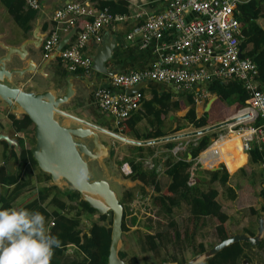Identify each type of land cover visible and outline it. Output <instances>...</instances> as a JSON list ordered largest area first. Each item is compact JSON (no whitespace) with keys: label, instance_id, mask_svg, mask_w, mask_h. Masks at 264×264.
<instances>
[{"label":"water","instance_id":"obj_1","mask_svg":"<svg viewBox=\"0 0 264 264\" xmlns=\"http://www.w3.org/2000/svg\"><path fill=\"white\" fill-rule=\"evenodd\" d=\"M71 2L77 0H39L25 38L18 43L6 42L12 40L13 35L9 23H3V31L0 33V105L3 104L5 111L15 118L27 116L31 121L34 139L30 148L31 155L38 169L50 176L52 186L61 191H76L79 201H85L98 216H105L103 220L91 221L86 232L89 233L96 224L110 229L107 264H130L119 255L123 251L122 235L127 231L122 230L123 207L118 193L120 196L124 190L134 187L148 190V187L139 179L126 175L123 168L112 160L113 145L108 141L103 142L101 135L115 142L144 146L197 137L232 126L248 115L237 114L199 129L146 140L127 138L99 124L97 121L104 113L99 112L94 100L97 90L132 94L140 91L148 82H140L125 90L111 85L110 77L117 72L108 65L114 47L109 35L103 36L102 41L95 45V52L89 55L92 64L88 74L70 72L63 68L58 61V52L74 36L78 22L59 39L51 53L43 56L41 45L52 30L54 12ZM213 5L216 6V2ZM32 84L38 86V90H34ZM175 92L182 91L175 89ZM215 99L216 96H213L206 102L204 113ZM75 105H78V109L75 112L69 111V107ZM189 108L185 107L179 114L184 116ZM0 141L6 143L8 150L15 152L19 164L21 150L18 142L3 133H0ZM111 184L116 186L117 191L112 189ZM256 222L254 234H232L181 264H203L235 242L260 245L264 240V210L258 212ZM242 263L249 264L246 260ZM159 264L179 263L168 261Z\"/></svg>","mask_w":264,"mask_h":264},{"label":"trees","instance_id":"obj_2","mask_svg":"<svg viewBox=\"0 0 264 264\" xmlns=\"http://www.w3.org/2000/svg\"><path fill=\"white\" fill-rule=\"evenodd\" d=\"M1 6L12 16L14 22L24 27V30L29 28V22L33 18L36 10L30 9L26 6L25 0H2ZM98 10L107 9L111 15L126 14L128 13L126 1H111L99 0L97 2ZM235 17L240 27V47L242 50V56L250 58L257 67V85L260 90L264 92V29H262L257 20L264 19V0H247L245 2H237L234 9ZM250 43L251 49L245 51L246 45ZM79 72V71H78ZM205 89L216 96V99L211 104L209 110L203 113L199 118L196 117L194 111V97L192 93L185 91L179 95V99L172 101L171 94L158 97L155 92H152L151 98L146 101L147 112L153 117L157 118L159 122L165 117L170 107L183 110L185 106L189 105L190 108L183 117L189 124L195 129L205 127L227 118L235 116L241 109L246 107L248 101V93L244 89L242 83L237 80H230L228 82H222L220 80L210 81ZM159 105L158 111L154 110V105ZM134 112V111H133ZM130 114V116L122 120L118 126L119 128L114 130L120 131L122 134L132 133L137 139H151L163 136L161 131L148 132L143 135H138L134 129L136 122L140 116L136 113ZM162 116V117H161ZM257 121L245 123V125H257ZM12 126L16 132L27 129L32 126L31 121L27 116L21 121H12ZM181 128L177 127L172 131H178ZM216 132H210L201 135L196 144L189 145L191 154V160L186 161L179 159L172 162L167 159V174L170 177L169 185L161 191L158 183V171L157 164L154 163L151 169H144L142 160L144 157L143 147L131 146V157L127 156L118 165L127 163L130 167V173L128 176L132 179H139L145 186L151 187L153 192L151 205L154 207L156 220L153 221L152 217H148L147 222L144 224L146 232L143 235L144 244L149 252L155 258H160L158 263L175 261L179 264L183 263L186 259L180 256L178 257L174 253L180 252L182 256L184 250L191 249V253L196 255L206 248L202 243L197 245L193 244L196 235L202 230L208 222L214 227V235L218 242L228 238L230 233L228 232L225 222L228 219L227 214L223 211L221 204L218 202V191L215 188H208L205 191L199 189V183L204 182L201 178L196 177L195 185L189 186L188 180L190 177V169L193 165V159L198 153L205 148L212 137H215ZM177 141H168L163 144V147L168 151L172 150ZM221 151L227 148L226 153H222L218 158L219 161H224L226 164L230 163L233 156L241 154V147L239 142L233 140V136L227 138L225 143H219ZM30 147L26 146L21 150V161L18 164V170L15 174H7L5 168L0 165V187L4 189V186L14 185L13 192H17L27 183H18V174L26 165H36L30 151ZM170 154V153H169ZM15 161L16 156L13 155ZM165 162V163H166ZM264 162V143H251V148L248 151V163L243 165L239 169V173L242 175H249L251 172V166ZM242 163V162H241ZM239 161L233 163L234 170L241 165ZM233 170V171H234ZM231 171V172H233ZM208 173L211 176V182L219 181L225 185L228 181V173L224 168H219L214 171H207L196 168L195 174L203 175ZM38 181H50V176L46 173H40L37 176ZM57 188L52 185L42 187L37 196L29 202L14 207L11 200H7L5 197L6 190L0 191V207L2 208H26L32 211H39L45 216V223L47 225L48 219H53V225L50 227L49 232L59 238L61 246L54 249L53 256L50 260V264H107V257L109 253L110 244V229H106L100 224H96L91 228V231L87 233L84 231L80 221L79 214L82 211H86L90 214H96V211L89 207L85 201H79L77 199V205L79 210L74 217L68 218L60 214V211L66 210L67 205L52 196V193ZM59 191V189H57ZM142 195L145 194L144 187H139ZM71 191V190H69ZM75 194L76 191H71ZM52 196V197H50ZM130 191L124 190L122 195L118 197L119 202L123 207L122 217V230L127 231L128 227L125 223V218L130 214L128 203L130 201ZM181 197L189 205V215L185 218L182 225H178L173 217V208L178 204ZM235 198V195H232ZM260 203L258 206L252 205L248 208L251 215L257 216L258 212L264 210V185L259 192ZM51 206H55L58 209L48 212L43 204L47 201ZM261 207V208H260ZM99 220H103L105 216H98ZM166 223H164L165 221ZM132 222H136V218H132ZM164 228H167L164 230ZM252 235V233H248ZM73 245L81 254V258H74L72 261H65L66 247ZM171 247L172 253H169L168 247ZM213 246V245H212ZM210 246V247H212ZM250 246L247 242H235L220 252L214 257L207 260L203 264H243L242 261L246 260L250 263L248 253L245 252V248ZM264 240L257 247H263ZM253 247V246H252ZM161 250L165 251V256L161 257ZM65 254V255H64ZM120 258L123 260L126 257L125 251L119 253ZM130 264H137L136 258L132 257L128 260Z\"/></svg>","mask_w":264,"mask_h":264},{"label":"built area","instance_id":"obj_3","mask_svg":"<svg viewBox=\"0 0 264 264\" xmlns=\"http://www.w3.org/2000/svg\"><path fill=\"white\" fill-rule=\"evenodd\" d=\"M214 2L216 6L213 5ZM25 3L33 10L39 6V0H25ZM236 3V0H170L165 11L148 15L126 37L133 39L138 35L146 42L152 38H160L166 29L174 28L179 32V37L171 46L173 53L147 70L117 73L110 77V82L123 90L146 81L170 83L177 89L190 91L196 84L207 85L212 80L225 83L230 80L240 81L249 97L246 107L237 114H246L248 117L229 126L228 130L238 135L242 150L248 153L255 138L264 143V92L257 85L256 64L250 58L242 56L240 27L234 14ZM188 12L195 13L197 17L186 21L185 14ZM89 17L91 20L87 21L85 18ZM77 19L86 21L58 52V59L70 72L88 73L92 60L86 53V44L90 41L100 43L103 27L121 17L111 15L107 9H94L92 5L81 1L65 4L52 16V30L41 45L44 57L53 51L59 39L73 27ZM141 99L140 91L115 94L99 89L94 93L98 110L117 121L128 118ZM251 121L258 123L255 126L245 125ZM126 172L128 175L130 170ZM50 225H53V221Z\"/></svg>","mask_w":264,"mask_h":264},{"label":"crops","instance_id":"obj_4","mask_svg":"<svg viewBox=\"0 0 264 264\" xmlns=\"http://www.w3.org/2000/svg\"><path fill=\"white\" fill-rule=\"evenodd\" d=\"M81 1L84 3H88L92 5L94 9H97V2L99 0H77ZM105 1V0H101ZM111 1H119V0H111ZM126 1L127 3V9L128 13L126 14H116L114 16H119L121 17L120 20L114 21L110 25H106L102 29V39L103 36L109 35L110 36V41L114 43V47L112 49V59L108 62V65L110 64L112 67H114V70L120 74V73H128L131 71H140V70H147L151 68L152 66L157 65L166 55L173 53L172 49V44L178 39L179 37V32L175 30L174 28H168L166 29L162 36L160 38H152L149 39L148 41L144 42L141 36H135L133 39H127V34L130 33V31L136 27L139 26L148 15H155V14H160L163 11H165L169 4L170 0H123ZM237 2H245L247 0H236ZM197 15L192 12H188L185 14V20L189 21L191 19L196 18ZM87 21H90L91 18H85ZM85 19H77L75 22H78V27L82 25L86 20ZM52 21V20H51ZM257 23L259 26L264 29V19L260 18L257 20ZM53 27V26H52ZM25 38V37H24ZM97 43L90 41L86 44L85 50L87 54H92L95 52V45ZM99 44V43H98ZM251 49V44L248 43L246 45L245 51H248ZM59 63L63 68H65L60 60L58 59ZM66 69V68H65ZM67 70V69H66ZM78 72V71H77ZM82 72V71H79ZM90 72V71H89ZM88 72V73H89ZM85 73V72H83ZM86 73V74H88ZM101 79V77H100ZM207 85H202L200 83L196 84L194 88L190 91H192L193 97H194V111L196 114V117L199 118L200 116L203 115V109L206 104V102L213 96H215L213 93L207 91L205 89ZM174 85L170 83H158V82H148V84L143 87L140 92L142 93V99L137 105V108L134 110L133 114L136 113L137 115L140 116L139 120L136 122L134 129L138 135H143L148 132H155V131H161L163 136L166 135H171V134H176V133H182L186 131H191L194 130L193 126L189 124L183 117L179 114L180 111L177 108L170 107L167 114L165 117L159 122V120L155 117H153L151 114L147 112V108H150V106L146 105V101H148L151 96L152 92H155L158 97L164 96L167 94H171V100L175 101L179 99V95L185 91H182L180 93H176ZM189 92V91H188ZM189 106V105H187ZM185 106V107H187ZM4 107L0 106V119L4 120V125L1 133H5L9 135L10 137H13L14 134H21L24 133L26 130L33 129V125L28 127L27 129H24L20 132H16L11 125V123L6 120L2 114L1 111ZM159 105H154V110L158 111ZM241 111V110H240ZM99 112H102L99 110ZM104 115L100 116L98 119V123L102 125H106L108 129L114 131L119 128L118 124L121 121H117L112 117L111 115L103 112ZM162 117V116H161ZM181 128L178 131H175L172 133V131L176 128ZM215 132V131H213ZM117 133L130 138L134 140H142V139H137L132 133H127V134H122L120 131ZM215 137H212L210 139V143L203 148L198 155L193 159V165L190 169L192 172V176L190 177L191 180H188V185H191L192 183H195L196 177L201 178L204 180V182L199 183L204 185V184H212V188H215L218 191V197L217 200L221 204L222 209H223V202L220 201V199H223L221 197L222 193H220V190H222V187L219 184V182L213 181L211 182V176L208 173H205L203 175H198L195 174L196 168L199 166L200 169L207 170V171H214L218 170L219 168H224L226 172L228 173V181L225 184L227 187V190L225 192H231L232 194L236 195L234 199L237 198L238 193L237 190L241 188L242 186L237 183V180L235 179V175L239 173V169L248 163V153L244 152L241 148V154L238 156H233L232 160L230 163L226 164L224 161H219V157L222 154L221 149L219 147V143H225L227 141V138H230L231 135H237L234 133V131L228 130L226 133H216ZM201 136V135H200ZM191 137V138H186V139H179V140H173L177 141L174 148L170 151L165 149L163 147V144L165 142H160V143H155V144H150V145H144L141 146L143 147V161L149 162L153 160L154 163L157 164V171H158V183L159 186H163L164 190L170 183V177L167 174V159L169 158L172 162L179 160V159H184L186 161L191 160V154L189 150V145L191 144H196L197 139L200 137ZM105 141L111 142L113 147H112V154L116 150V146L119 144L120 146H127L130 148V144H125V143H118L115 141H112L108 137H103ZM152 139V138H151ZM102 140V139H101ZM235 142H239L240 147H241V139L238 137V140L234 139ZM168 142V141H167ZM253 142L256 143H262L259 141L258 138H255ZM6 143L3 141H0V165L5 168V171L7 174H15L18 170V163L17 160L15 161L13 155L9 152L7 149V145L5 147ZM177 148V151L175 152V149ZM130 150V149H129ZM6 152V153H5ZM223 152L226 153L227 148L223 149ZM170 153V154H169ZM123 155V154H122ZM16 156V154H15ZM127 156V155H126ZM131 157V154L129 153L128 155ZM11 157L13 158V161L11 160ZM123 156L117 157V159H121ZM17 158V157H16ZM211 161V162H209ZM239 161V164L241 163L240 166H238L235 170L233 167V163ZM166 162V163H165ZM14 164V167L12 169V165ZM126 164L123 168V171L126 172L128 169L130 170V167L127 163H123V165ZM203 166L204 168H201ZM33 167L38 168L36 165H26L24 166V170L27 168H30L33 170ZM215 168V169H214ZM22 169V170H23ZM11 170V171H10ZM39 170V169H38ZM234 170V171H233ZM233 171V172H231ZM257 171L259 174V185H260V190L264 185V162L257 164V165H252L251 166V172L249 175H244L245 177L242 179L244 183L246 184L245 186H252V184L255 185L257 182L256 175ZM42 173L40 170L37 172L35 179L38 184H42V187L47 186V185H52L51 180L50 181H38L37 176ZM241 174V173H240ZM242 175V174H241ZM209 176V177H208ZM219 186H217V185ZM14 186V185H12ZM11 187V186H9ZM25 187V186H24ZM2 187H0V191ZM3 188H7V186H4ZM23 188V187H22ZM21 188V189H22ZM20 189V190H21ZM259 190V192H260ZM19 191V190H18ZM61 191V190H60ZM227 193L224 194L225 199H229V196H227ZM231 194V195H232ZM220 197V198H219ZM259 199V198H258ZM20 206V205H19ZM14 207H16L14 205ZM13 207V208H14ZM250 207V206H249ZM250 214V213H249ZM228 216L227 221L225 222V226L230 233L232 234H240V233H252L254 234L256 232L257 228V222H256V217L254 215H249L247 217L245 216H240L238 218V223L233 226L235 230H230L228 227V222L230 219V216ZM50 227L47 229L49 231ZM72 247L74 250V256L76 259L81 258L82 254L73 246V245H68L67 247ZM245 252L248 253V256L250 258V263L249 264H264V246L263 247H257V246H248L245 248Z\"/></svg>","mask_w":264,"mask_h":264},{"label":"rangeland","instance_id":"obj_5","mask_svg":"<svg viewBox=\"0 0 264 264\" xmlns=\"http://www.w3.org/2000/svg\"><path fill=\"white\" fill-rule=\"evenodd\" d=\"M0 18L3 19V21L11 20L9 18V15L7 14L6 10L1 8L0 9ZM0 28H2L1 23H0ZM9 28L12 30V34L16 36V40H21L24 38V27L21 25L16 24L15 22H11ZM38 89V86H36ZM71 110V107H69ZM216 133H226L228 132V127H224L220 130H216ZM217 135V134H216ZM105 137L104 135H101L102 141L104 140ZM22 147H32L34 144V139H33V129H28L24 133L19 134L16 136V138ZM117 142V141H116ZM120 143V142H118ZM130 148L127 146H120L119 144L116 146V150L112 154V160L118 165V162L120 163L123 158L127 157L130 153ZM6 153V152H5ZM123 154V155H122ZM123 156L121 159H117V157ZM127 155V156H126ZM1 158V156H0ZM11 160L13 161V158L11 157ZM153 160L149 162H144L142 160V165L144 169H151L153 167ZM118 166H123V164L118 165ZM14 167V164L12 165V169ZM11 171V170H10ZM39 172L38 168L33 167V170L30 168L23 169L21 172L18 174V183H27L25 187H23L21 190L17 192H13L14 186L7 187L2 189V191L6 190L5 197L7 200H11V203L15 206L23 205L30 200L34 199L37 196V193L39 190L42 188V184H38L36 182L35 176ZM127 175V172L125 173ZM209 177V176H208ZM235 179L237 180V183L241 185L242 187L237 190L238 196L236 199L232 197V195L235 193L231 192H225L227 190L226 185H223L222 183L219 184L222 187V190H220V193L224 196L223 193H227V196H229V199H225L222 195L221 197L223 199H220L221 202H223V211L230 216L229 222H228V227L230 230H232L233 226L238 223V218L240 216H249V211L248 208L249 206L255 205L258 206L260 203L259 198V190H260V185H259V174L257 171L256 175V180L257 182L252 184V186H245L246 184L242 179L245 177L244 175H241L240 173H237L235 175ZM195 185V183H192L189 186ZM217 185V184H216ZM217 185V186H218ZM112 189L117 191V188L114 184H111ZM148 187V186H147ZM199 189L201 191H205L208 188L212 187V184H200ZM219 187V186H218ZM161 191H163V186L161 185ZM130 191V201L128 203L130 214L126 216L125 218V223L128 227V230L125 234L122 235V242H123V251L126 253V257L124 261L130 260L132 257L136 258V263L137 264H159V259L160 258H155L151 252H149L144 244L143 240V235L146 232V229L144 228V224L147 222L148 217H152V225L154 226L153 221L156 220V216H153L155 213L156 208L152 207L151 205V199L152 195L155 193L153 192L151 187H148V190H145V194L142 195L139 187H134L129 189ZM118 193V192H117ZM232 194V195H231ZM52 196H55L57 199H60L63 201L66 205L67 208L66 210L60 211L57 207L53 205H49L47 200L43 206L47 209L48 212L55 211L57 210L60 214L64 215L65 217L72 218L75 216L77 211L79 210V207L77 205V194L69 191L68 189H65L64 191H58L57 189L52 193ZM50 196V197H52ZM119 197V193H118ZM236 197V195H235ZM220 198V197H219ZM177 199H180L178 204L173 208V217L175 222L178 225H182L185 218L189 215V205L186 201L181 200L183 198L177 197ZM261 208V207H260ZM136 218V222H132V218ZM98 215L97 214H90L87 213L86 211H82L79 214V221L84 229V231L87 230V227L89 226L91 221L98 220ZM53 221L52 218L48 219L46 228L48 229L51 227L50 223ZM165 221V220H164ZM166 223V221L164 222ZM167 228H164V230ZM235 230V228H233ZM198 243H202L206 249L210 248V246L215 245L218 243L215 235H214V227L213 225L208 222V224L199 231V233L196 235L193 244L197 245ZM168 250L170 251L169 253H172V249L169 246ZM161 257H164L165 251L161 250ZM66 257L65 261H72L75 256H74V250L73 248L66 247L65 250ZM180 252L177 251V253H174L178 257L180 256L181 258L183 257L184 259L188 260L190 257L194 256L191 253V249L187 248V250H184L181 252L183 255L181 256L179 254ZM65 255V254H64ZM185 260V261H186Z\"/></svg>","mask_w":264,"mask_h":264},{"label":"clouds","instance_id":"obj_6","mask_svg":"<svg viewBox=\"0 0 264 264\" xmlns=\"http://www.w3.org/2000/svg\"><path fill=\"white\" fill-rule=\"evenodd\" d=\"M60 246L39 211L0 207V264H50Z\"/></svg>","mask_w":264,"mask_h":264},{"label":"flooded vegetation","instance_id":"obj_7","mask_svg":"<svg viewBox=\"0 0 264 264\" xmlns=\"http://www.w3.org/2000/svg\"><path fill=\"white\" fill-rule=\"evenodd\" d=\"M1 8H3L2 6H1V4H0V9ZM4 9V8H3ZM7 12V11H6ZM8 14V13H7ZM9 15V14H8ZM9 18H11V20H7V22L6 21H3V19H1L0 18V23H1V26H2V28H0V33L3 31V23H9V26H10V24H11V22H14V19L12 18V16H10L9 15ZM51 24H52V26H53V22L51 21ZM44 29H45V27H44ZM10 30H11V28H10ZM25 32H26V30L24 31V35H25ZM11 33H13L12 32V30H11ZM13 35V39L12 40H6V42L7 43H11V44H14V43H18V42H20L21 40H23L24 38H22L21 40L19 39V40H16L15 38H16V36L14 35V34H12ZM25 37V36H24ZM31 87L34 89V90H38L37 88H36V85H34V84H32L31 85ZM1 107H4L3 109H2V111H1V114L3 115V116H5L4 118L6 119V120H8L10 123H11V125H12V121H13V119L14 120H17V121H21V120H23L24 118H25V116H20L19 117V119H17V118H15L14 116H12V115H10L7 111H5V106L2 104V105H0ZM78 109V105H75V106H73V107H71V110L69 109V111H76ZM3 125H4V120H1L0 119V130H2V128H3ZM22 131V130H21ZM2 131H0V133H1ZM3 134H5V133H3ZM16 136H18L17 134H14V136L12 137V138H16ZM17 142H18V140L17 139H15ZM18 144H19V142H18ZM19 146H20V144H19ZM5 147H6V145H5ZM23 148H25V146L24 147H22V146H20V150H22ZM9 152L11 153V154H14L15 155V152L12 150V149H10L9 150Z\"/></svg>","mask_w":264,"mask_h":264},{"label":"bare ground","instance_id":"obj_8","mask_svg":"<svg viewBox=\"0 0 264 264\" xmlns=\"http://www.w3.org/2000/svg\"><path fill=\"white\" fill-rule=\"evenodd\" d=\"M234 139L238 140V135H232ZM223 153V151H221Z\"/></svg>","mask_w":264,"mask_h":264}]
</instances>
